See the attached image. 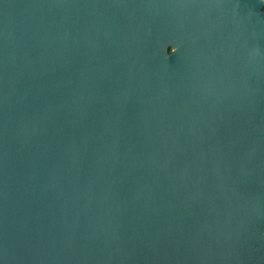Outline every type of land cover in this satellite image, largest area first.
Here are the masks:
<instances>
[{
    "label": "water",
    "instance_id": "water-1",
    "mask_svg": "<svg viewBox=\"0 0 264 264\" xmlns=\"http://www.w3.org/2000/svg\"><path fill=\"white\" fill-rule=\"evenodd\" d=\"M263 8L0 0V264H264Z\"/></svg>",
    "mask_w": 264,
    "mask_h": 264
},
{
    "label": "clouds",
    "instance_id": "clouds-1",
    "mask_svg": "<svg viewBox=\"0 0 264 264\" xmlns=\"http://www.w3.org/2000/svg\"><path fill=\"white\" fill-rule=\"evenodd\" d=\"M167 51H168V53H170V52L172 53V52H174V51H175V49H173V48L169 47Z\"/></svg>",
    "mask_w": 264,
    "mask_h": 264
},
{
    "label": "trees",
    "instance_id": "trees-1",
    "mask_svg": "<svg viewBox=\"0 0 264 264\" xmlns=\"http://www.w3.org/2000/svg\"><path fill=\"white\" fill-rule=\"evenodd\" d=\"M263 10H264V8H263Z\"/></svg>",
    "mask_w": 264,
    "mask_h": 264
}]
</instances>
